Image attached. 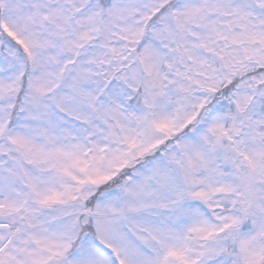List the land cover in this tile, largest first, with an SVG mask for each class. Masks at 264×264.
<instances>
[{
    "label": "rangeland",
    "instance_id": "rangeland-1",
    "mask_svg": "<svg viewBox=\"0 0 264 264\" xmlns=\"http://www.w3.org/2000/svg\"><path fill=\"white\" fill-rule=\"evenodd\" d=\"M105 2L2 0L31 70L5 136L25 62L0 52V264H112L91 237L121 264H264V73L214 101L264 69V0Z\"/></svg>",
    "mask_w": 264,
    "mask_h": 264
},
{
    "label": "trees",
    "instance_id": "trees-1",
    "mask_svg": "<svg viewBox=\"0 0 264 264\" xmlns=\"http://www.w3.org/2000/svg\"><path fill=\"white\" fill-rule=\"evenodd\" d=\"M234 246H235V241L231 240L230 244L224 250H221V255L224 258H228L230 255L229 253L234 251Z\"/></svg>",
    "mask_w": 264,
    "mask_h": 264
}]
</instances>
